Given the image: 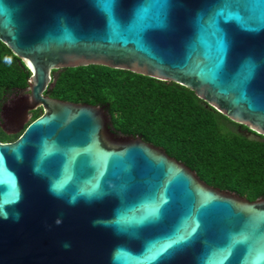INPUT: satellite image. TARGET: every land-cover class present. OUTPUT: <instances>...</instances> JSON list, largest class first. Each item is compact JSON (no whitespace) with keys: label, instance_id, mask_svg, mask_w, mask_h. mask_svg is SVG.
Masks as SVG:
<instances>
[{"label":"water","instance_id":"1","mask_svg":"<svg viewBox=\"0 0 264 264\" xmlns=\"http://www.w3.org/2000/svg\"><path fill=\"white\" fill-rule=\"evenodd\" d=\"M0 42L30 74L3 109L41 108L0 143V264H264V199L114 133L105 104L42 95L54 70H124L264 138V0H0Z\"/></svg>","mask_w":264,"mask_h":264},{"label":"trees","instance_id":"2","mask_svg":"<svg viewBox=\"0 0 264 264\" xmlns=\"http://www.w3.org/2000/svg\"><path fill=\"white\" fill-rule=\"evenodd\" d=\"M29 79L22 60L0 42V110L12 96L28 89ZM44 95L94 107L105 104L114 133L137 135L219 191L249 201L264 199V138L247 137L250 130L245 126L183 86L89 65L61 69ZM40 113L33 111L31 122ZM16 139L0 132V142Z\"/></svg>","mask_w":264,"mask_h":264},{"label":"flooded vegetation","instance_id":"3","mask_svg":"<svg viewBox=\"0 0 264 264\" xmlns=\"http://www.w3.org/2000/svg\"><path fill=\"white\" fill-rule=\"evenodd\" d=\"M60 71H61V69L54 70V71L51 72L50 82H49L48 86H46L45 91L48 90V89L53 88V86L55 85L57 76L60 73ZM45 91L43 92L42 95L44 97H48V96L44 95ZM28 94H29V91L27 89H25L23 92L19 93L18 95L12 96L7 101V103L9 101H11L12 98H14V99L23 98V97L27 96ZM7 103H5L2 106L1 110H0V132L2 134H6V135H9V136H17V139H18V137L22 134L24 129L31 123L32 112L35 111V110H40L41 111V108L38 106V107L35 108V110L29 111L28 114H27V119L28 120H27V122H25L23 119L17 120L15 118H11L7 114V110L3 109V108H5L7 106ZM40 115H41V113H40ZM246 135H248V132H246ZM249 137H251V136H249ZM252 137H254V136L252 135ZM0 143H12V142H0Z\"/></svg>","mask_w":264,"mask_h":264},{"label":"rangeland","instance_id":"4","mask_svg":"<svg viewBox=\"0 0 264 264\" xmlns=\"http://www.w3.org/2000/svg\"><path fill=\"white\" fill-rule=\"evenodd\" d=\"M16 101H17V99L12 98L11 101H9V102L7 103V106H8V107H11L12 105H14V103H15Z\"/></svg>","mask_w":264,"mask_h":264}]
</instances>
